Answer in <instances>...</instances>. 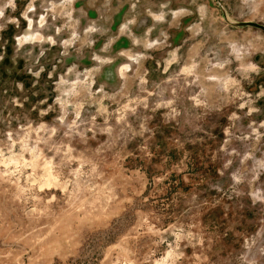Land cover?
<instances>
[{"label": "rangeland", "instance_id": "obj_1", "mask_svg": "<svg viewBox=\"0 0 264 264\" xmlns=\"http://www.w3.org/2000/svg\"><path fill=\"white\" fill-rule=\"evenodd\" d=\"M264 0H0V264H264Z\"/></svg>", "mask_w": 264, "mask_h": 264}, {"label": "water", "instance_id": "obj_2", "mask_svg": "<svg viewBox=\"0 0 264 264\" xmlns=\"http://www.w3.org/2000/svg\"><path fill=\"white\" fill-rule=\"evenodd\" d=\"M219 2V0H217ZM222 13L224 14V17L226 19L227 22L231 23L232 25H238L239 27H244V26H249V25H253L254 27L260 28L261 30H264V25L263 24H259L256 22H252V20L249 21H239L236 20L234 21H230V19L227 17V14L224 12V10H222Z\"/></svg>", "mask_w": 264, "mask_h": 264}]
</instances>
